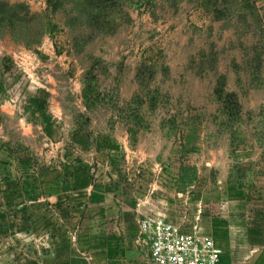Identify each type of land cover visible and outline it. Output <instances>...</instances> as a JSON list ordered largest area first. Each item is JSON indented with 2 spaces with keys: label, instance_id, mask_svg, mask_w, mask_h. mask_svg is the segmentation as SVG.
Instances as JSON below:
<instances>
[{
  "label": "rangeland",
  "instance_id": "1",
  "mask_svg": "<svg viewBox=\"0 0 264 264\" xmlns=\"http://www.w3.org/2000/svg\"><path fill=\"white\" fill-rule=\"evenodd\" d=\"M152 149L264 176V0H0L9 202L76 213L81 178Z\"/></svg>",
  "mask_w": 264,
  "mask_h": 264
},
{
  "label": "crops",
  "instance_id": "2",
  "mask_svg": "<svg viewBox=\"0 0 264 264\" xmlns=\"http://www.w3.org/2000/svg\"><path fill=\"white\" fill-rule=\"evenodd\" d=\"M125 158L90 185L81 178L76 213L41 208L44 199L26 201L18 191L9 202L13 193L0 174V264H152L140 229L145 217L186 232L198 223L221 249L219 264H264V176L249 187L226 162L212 176L215 159L203 169L192 155L169 160L159 149L129 150Z\"/></svg>",
  "mask_w": 264,
  "mask_h": 264
},
{
  "label": "built area",
  "instance_id": "3",
  "mask_svg": "<svg viewBox=\"0 0 264 264\" xmlns=\"http://www.w3.org/2000/svg\"><path fill=\"white\" fill-rule=\"evenodd\" d=\"M140 229L152 264H219L221 249L198 223L186 232L162 217H145Z\"/></svg>",
  "mask_w": 264,
  "mask_h": 264
}]
</instances>
